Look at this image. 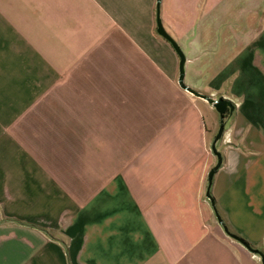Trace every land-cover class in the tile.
Returning a JSON list of instances; mask_svg holds the SVG:
<instances>
[{"label": "crops", "instance_id": "1", "mask_svg": "<svg viewBox=\"0 0 264 264\" xmlns=\"http://www.w3.org/2000/svg\"><path fill=\"white\" fill-rule=\"evenodd\" d=\"M156 6L0 0V264H261L205 196L219 115ZM159 17L186 86L234 105L210 193L264 254V0Z\"/></svg>", "mask_w": 264, "mask_h": 264}, {"label": "water", "instance_id": "2", "mask_svg": "<svg viewBox=\"0 0 264 264\" xmlns=\"http://www.w3.org/2000/svg\"><path fill=\"white\" fill-rule=\"evenodd\" d=\"M159 3H160V0H156V4H157V6H156V9H157L156 32H157L158 35H160L162 38H164L172 46L173 50L176 52V54H177V56L179 58L178 79H177L178 86L181 89H183L184 91H187L190 94L207 101L209 104H211L213 106V108L215 109V111L219 115V128H218L217 133L214 136L213 142L211 144V151H212L213 155L216 158V163H215L213 168L208 173V176H207V188H206L205 196H206L207 200L211 204V207L213 209V212H214L215 218L217 220V223L223 228L224 232L231 239L236 240L237 242L242 244L251 253L257 255L260 258L261 264H264V254L261 251L252 248L250 245H248L246 242H244L241 238H239L238 236H236V235H234V234H232V233H230L228 231V229L225 226L222 218L220 217V215L218 214V212H217V210L215 208L214 200H213V198L211 196V193H210L213 176L216 173V171L220 168L221 163H222V157H221V154L216 149V144L221 139L223 131H224V118H225V115H226V113H228L229 115H231L233 113L234 105L227 99H223L221 97L218 98V99H212V98H210L208 96H205V95H202V94L192 90L188 86H186V84L184 83V64H185L186 58L184 56V53L182 52V50L178 46V44L164 30V28L162 26V23H161V20H160V17H159Z\"/></svg>", "mask_w": 264, "mask_h": 264}]
</instances>
